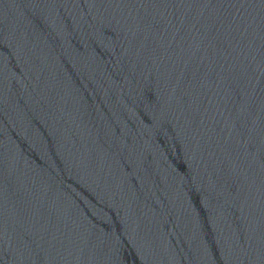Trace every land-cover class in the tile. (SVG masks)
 <instances>
[{
    "label": "water",
    "instance_id": "water-1",
    "mask_svg": "<svg viewBox=\"0 0 264 264\" xmlns=\"http://www.w3.org/2000/svg\"><path fill=\"white\" fill-rule=\"evenodd\" d=\"M0 264H264V0H0Z\"/></svg>",
    "mask_w": 264,
    "mask_h": 264
}]
</instances>
